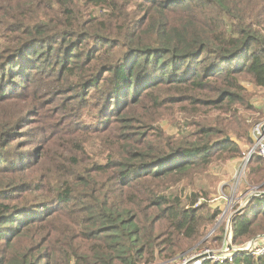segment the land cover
I'll return each instance as SVG.
<instances>
[{
	"label": "trees",
	"instance_id": "16d2710c",
	"mask_svg": "<svg viewBox=\"0 0 264 264\" xmlns=\"http://www.w3.org/2000/svg\"><path fill=\"white\" fill-rule=\"evenodd\" d=\"M246 84L264 91V0H0V264L221 250L199 181L253 145ZM241 209L237 249L264 237V194Z\"/></svg>",
	"mask_w": 264,
	"mask_h": 264
},
{
	"label": "built area",
	"instance_id": "2783aa9c",
	"mask_svg": "<svg viewBox=\"0 0 264 264\" xmlns=\"http://www.w3.org/2000/svg\"><path fill=\"white\" fill-rule=\"evenodd\" d=\"M251 136L253 145L247 149L240 159L232 178L231 189L221 190L216 200H213V204L221 211L218 223L224 222L227 225L228 240L223 244L222 249L219 251L205 249L199 253L191 252L163 264H205L208 261L225 264L233 263L235 256L241 252L254 256L264 254V237H259L246 247L240 249H234L231 245L233 233L230 221L233 214L239 209L246 207L255 196L264 194L263 185L261 187H252L246 193L240 195L241 187L247 179V170L252 158L259 156L264 160V120L253 126ZM200 203L199 201L198 205Z\"/></svg>",
	"mask_w": 264,
	"mask_h": 264
},
{
	"label": "rangeland",
	"instance_id": "374dc122",
	"mask_svg": "<svg viewBox=\"0 0 264 264\" xmlns=\"http://www.w3.org/2000/svg\"><path fill=\"white\" fill-rule=\"evenodd\" d=\"M245 86L247 87V89L252 94V102L255 105L254 107L257 108L258 110H260V113H261L260 118L258 119V121L255 124L260 123L264 120V91L263 90H256V89L254 90L249 84H246ZM260 113H258L257 116ZM253 126H252V128H253ZM164 127L169 133H175L176 132V129L167 123H164ZM250 134H251V132H250ZM240 159H234V160L226 162V163H214L209 168V170L205 173V175L200 179L199 185H201L207 191H209V193L211 195V200H210L211 206L215 205V204H213V200H216V198L218 197L221 190L231 189L232 178H233V175H234V173H235V171L239 165ZM244 187H243L242 191L240 190V195L244 194L243 193ZM198 206H200V204ZM223 223L224 222L217 223V225L214 228H216L218 230V228H220ZM213 229L209 232V234H207L205 236L204 240H208L210 238L211 232L213 231ZM258 238H256V239H258ZM253 241H251L250 243H252ZM250 243H248L247 245H249ZM233 248L237 249L236 247H233ZM205 249H210V247L207 248L206 246L198 245L192 252L199 253L201 251H204ZM210 250H212V249H210ZM161 264H163V263H161Z\"/></svg>",
	"mask_w": 264,
	"mask_h": 264
},
{
	"label": "water",
	"instance_id": "95a60500",
	"mask_svg": "<svg viewBox=\"0 0 264 264\" xmlns=\"http://www.w3.org/2000/svg\"><path fill=\"white\" fill-rule=\"evenodd\" d=\"M242 211H244V209H240L238 212H242ZM215 229L216 228L213 229V231L211 232V234L214 232Z\"/></svg>",
	"mask_w": 264,
	"mask_h": 264
}]
</instances>
